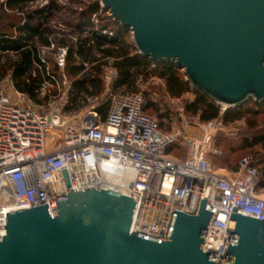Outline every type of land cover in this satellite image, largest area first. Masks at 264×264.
Here are the masks:
<instances>
[{
	"label": "water",
	"instance_id": "95a60500",
	"mask_svg": "<svg viewBox=\"0 0 264 264\" xmlns=\"http://www.w3.org/2000/svg\"><path fill=\"white\" fill-rule=\"evenodd\" d=\"M153 63L183 69L193 89L228 108L264 104V0H100ZM195 177L165 240L131 232L137 201L102 188L70 189L49 205L8 208L0 264H223L204 250L214 212ZM224 264H264V219L234 208Z\"/></svg>",
	"mask_w": 264,
	"mask_h": 264
},
{
	"label": "built area",
	"instance_id": "2783aa9c",
	"mask_svg": "<svg viewBox=\"0 0 264 264\" xmlns=\"http://www.w3.org/2000/svg\"><path fill=\"white\" fill-rule=\"evenodd\" d=\"M48 48L55 50L63 76L57 82L60 91L50 98L46 111L0 82V240L6 234L8 208L32 204V208L49 205L52 210L51 200L70 189L114 190L103 184L105 173L130 175L131 188L124 194L137 201L131 232L165 240L174 212H185L194 178L199 177L205 180L196 212L203 199L214 212L203 248L222 255L224 264L234 208L263 220L264 192L258 190L261 169L250 156L242 157L235 171L216 168L207 158L211 150L220 152L212 149V140L224 129L222 118L198 122L201 137L186 136L188 156L177 159L165 149L178 140L181 130L165 131L155 117L147 115L142 92L114 93L111 85L117 69L110 65L104 75L105 91L110 94L106 120L90 111L79 125L71 123L64 113L70 89L64 72L68 48L55 43ZM42 57L45 61V54ZM46 88L43 84L41 91ZM227 132L236 135L235 128Z\"/></svg>",
	"mask_w": 264,
	"mask_h": 264
},
{
	"label": "trees",
	"instance_id": "16d2710c",
	"mask_svg": "<svg viewBox=\"0 0 264 264\" xmlns=\"http://www.w3.org/2000/svg\"><path fill=\"white\" fill-rule=\"evenodd\" d=\"M29 1L35 0L0 2L1 81L9 76L15 89L27 95L34 105L43 103V100L48 101L50 94L58 93L57 82H61L63 76L55 62V50L48 48L55 43L56 46L68 48L64 72L70 82V89L65 113L79 112L93 101L96 105L91 106L90 111L98 112L101 119L106 120L110 100L104 97V75L110 65L117 69V76L111 85L114 93L141 92L139 83H146L151 77L164 79L167 92L172 97L179 98L193 91L196 96L186 103L185 109L187 113L198 116L202 121L221 117L225 124H230L248 117L249 128L246 134L234 139L238 143L220 135L217 144L221 150L213 156L220 163L235 170L240 159L247 155H242L239 159L232 154L244 149L252 150L261 145L263 152L256 151L254 157H250L261 169L258 190L264 192V128L256 130L259 107L255 110L238 106L221 113V105L211 101L203 93L193 90L177 68L170 64L153 63L149 58L140 55L135 44L127 39L126 33L129 30L111 16L100 13L102 7L99 0L89 2L81 11H75V17L65 19L57 18V12L62 8L58 0H51L43 7L27 9ZM94 14L97 16V22L92 18ZM55 18L61 22H56ZM62 25L65 26L63 29ZM6 53H13L14 57L2 62L3 54ZM49 83L54 85V89L44 98H40L42 85ZM151 91L147 89L142 92L145 99L144 111L152 117H155L152 115V112H155L160 121L155 118L162 128L163 120L169 116V109L158 113ZM179 147L176 141L165 149V153L170 154Z\"/></svg>",
	"mask_w": 264,
	"mask_h": 264
},
{
	"label": "rangeland",
	"instance_id": "374dc122",
	"mask_svg": "<svg viewBox=\"0 0 264 264\" xmlns=\"http://www.w3.org/2000/svg\"><path fill=\"white\" fill-rule=\"evenodd\" d=\"M50 1L51 0L29 1L27 4V9H36L38 7H43L47 4H49ZM92 1H94V0H58V2L60 3L62 8L59 12H57V18H63V19L70 18V17L73 18L76 16L75 11H77V12L81 11L83 8H85V6L89 2H92ZM0 2H2V0H0ZM100 13L103 15L107 14V15L111 16L110 12L102 11V9H101ZM57 18H55V21L61 22ZM92 18L96 22L98 21L97 16L95 14L92 16ZM59 24H61V23H59ZM63 27H65V26L62 25L61 29H63ZM126 36H127V39L131 43L135 44L131 30H129L126 33ZM3 55L4 56L2 58V62H5L7 60V58H9V57H14L13 53H6ZM163 64H168V63L165 62ZM178 70H179L180 74H182V76L187 80V77H186L183 69H178ZM0 82H2L1 84L7 90L12 91V92H14L16 90L14 85H13V82L11 81L9 76H6L4 78V80H2V81L0 80ZM52 89H54V85L51 83L47 84L46 90L41 91V94L39 97L44 98L46 96V94H49L50 90H52ZM139 89L141 92H144L147 89H149L150 91L154 90V91H151L150 94H151L153 101L156 103V108L158 109V113L165 112L167 109H169L168 118L163 120V127H162L163 130L169 131V132L170 131H176L178 129L181 130V135L178 137V140H177L180 147L173 150L170 153V155H172L173 157H175L177 159H181V160L184 158L186 159L188 156V144L185 142V137L188 135H191L192 137L194 136L196 138H200L201 134H202V131L197 126V123L202 122V120H200V118L198 116L191 115L190 113H187L186 109H185L186 103L192 101L195 98V96H196L195 93L193 91H190V92L185 93L183 96H181L179 98L172 97L167 92V86H166L165 80L158 78V77H151V78H149V80L146 83L140 82L139 83ZM193 90H195V89H193ZM59 91H60V89L58 86V93H59ZM195 91H197V90H195ZM53 96H55V95L50 94L48 101ZM104 97L107 100H109L110 94L106 93ZM48 101L43 100V103H41V104L36 103L35 106H37L42 111H46ZM94 105H96V102L92 101L90 103V105H88L86 108H84L83 110H81L79 112H75V113H71V114H68L65 112L64 113H65V116L68 117V119L70 120L71 123L79 125L80 122L83 120V118L90 112V109H92L91 106H94ZM242 106L244 107V109L253 108L255 110H258V107H259L260 113H259V115H257L258 116L257 117L258 118V127L256 128V130H262V128H264V104L263 103H257V102H254L253 100H251ZM222 108H223V106L221 105V109ZM149 112H152V111H149ZM152 115L157 117L160 121V118L158 117V115L155 112H152ZM248 120H249L248 117L245 116L244 118L237 120V121L230 123V124H225L223 122L224 129L223 130L219 129L213 137L212 149L215 148L217 150H221L217 144L218 143L217 140H218V137L220 135H222L223 137H225L231 141H235L234 139H237L240 136L245 135L248 128H249V121ZM233 128L236 129V135L235 136H231L227 132ZM47 140H51V136L49 134H47ZM236 142L238 143L237 140L235 141V143ZM256 151L263 152V148L261 147V145L256 146L252 150L244 149V150L237 151V153L232 154V156L239 157V159L242 157V155H248V156L254 157V153ZM214 154H216L214 151H212V150L209 151L207 154V158L216 168H226L229 171H235L236 170V169L235 170L232 169L229 166H226V164L220 163L219 160H217L216 157L213 156Z\"/></svg>",
	"mask_w": 264,
	"mask_h": 264
},
{
	"label": "bare ground",
	"instance_id": "6f19581e",
	"mask_svg": "<svg viewBox=\"0 0 264 264\" xmlns=\"http://www.w3.org/2000/svg\"><path fill=\"white\" fill-rule=\"evenodd\" d=\"M103 184L114 190H118L122 193H128L131 188L130 175L127 178H123L122 174H110L105 173L102 178Z\"/></svg>",
	"mask_w": 264,
	"mask_h": 264
}]
</instances>
